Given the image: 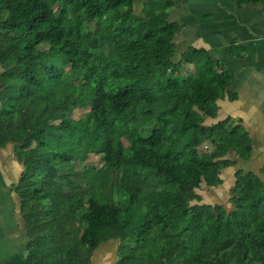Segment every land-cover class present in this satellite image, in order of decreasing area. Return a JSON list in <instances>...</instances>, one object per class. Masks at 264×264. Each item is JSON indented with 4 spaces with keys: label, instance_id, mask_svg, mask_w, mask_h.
<instances>
[{
    "label": "trees",
    "instance_id": "trees-1",
    "mask_svg": "<svg viewBox=\"0 0 264 264\" xmlns=\"http://www.w3.org/2000/svg\"><path fill=\"white\" fill-rule=\"evenodd\" d=\"M170 7L0 0V147L24 164L27 264H93L109 239L120 264H264V168L236 172L226 213L198 192L252 141L230 118L205 123L228 83L203 50L176 59ZM85 153L102 165L78 170Z\"/></svg>",
    "mask_w": 264,
    "mask_h": 264
},
{
    "label": "crops",
    "instance_id": "crops-1",
    "mask_svg": "<svg viewBox=\"0 0 264 264\" xmlns=\"http://www.w3.org/2000/svg\"><path fill=\"white\" fill-rule=\"evenodd\" d=\"M148 1L135 0L139 14H143ZM165 1L171 6L169 21L179 26L173 40L179 58L190 48L205 51L228 83L217 100V116L207 117L205 123L212 125L230 118L233 124L245 128L252 141L249 159L230 152L235 163L223 169V184L231 183L232 188L239 170L263 177L264 0ZM23 170L14 143L0 147V264H27L30 235L17 190ZM119 246L118 239L103 242L94 251L92 263L120 264Z\"/></svg>",
    "mask_w": 264,
    "mask_h": 264
},
{
    "label": "rangeland",
    "instance_id": "rangeland-1",
    "mask_svg": "<svg viewBox=\"0 0 264 264\" xmlns=\"http://www.w3.org/2000/svg\"><path fill=\"white\" fill-rule=\"evenodd\" d=\"M176 59H179V56L177 55ZM69 75L72 74V71L67 68ZM194 70L193 65L185 64L183 65V72H190ZM91 109V103L89 101H86V104L83 107H79L74 111V117L79 118L83 114H85L87 111ZM210 144L207 142V144L202 145L203 149L209 148ZM103 163L102 158L100 157L99 153H85L80 158L77 159L76 162V168L78 170H82L84 167L93 165L95 167H100ZM233 168H229V170H232ZM231 183L226 184H220L215 187L211 188H202L199 189L198 192L202 195L203 200L202 202H210V203H218L221 206V209L223 213L228 212L231 210L234 206L229 201L230 196V189H231ZM196 201H193L195 203Z\"/></svg>",
    "mask_w": 264,
    "mask_h": 264
}]
</instances>
